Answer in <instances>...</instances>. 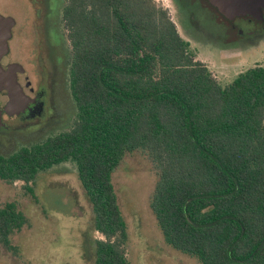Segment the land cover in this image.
Wrapping results in <instances>:
<instances>
[{
	"label": "trees",
	"instance_id": "obj_1",
	"mask_svg": "<svg viewBox=\"0 0 264 264\" xmlns=\"http://www.w3.org/2000/svg\"><path fill=\"white\" fill-rule=\"evenodd\" d=\"M72 129L0 154V180L33 183L65 163L94 214L95 264H130L112 176L145 152L165 242L200 264H264V66L223 87L155 0H64ZM26 220L0 208V241Z\"/></svg>",
	"mask_w": 264,
	"mask_h": 264
},
{
	"label": "rangeland",
	"instance_id": "obj_2",
	"mask_svg": "<svg viewBox=\"0 0 264 264\" xmlns=\"http://www.w3.org/2000/svg\"><path fill=\"white\" fill-rule=\"evenodd\" d=\"M155 2L169 11L172 20L180 14L197 60L211 70L223 87L249 69L264 66V39L254 47L245 41L219 43L215 38L217 29L202 16L196 14L197 27L188 29V14L175 11L169 0ZM64 4V0H0V16L7 19L12 31L10 53L2 63L10 69L15 81L14 94L2 104L15 115L27 105L30 87L44 85L48 71L41 66L39 56L45 48L46 65L53 72L59 68L61 55L64 56L61 85L65 83V87L61 96L68 111L67 124L60 129L56 123L61 117L55 120L48 116L50 121L45 124H41L44 118L34 122L5 117L7 127L0 130V154L4 156L68 131L74 125L77 110L68 82L71 47L62 21ZM200 35L207 38V45L212 48L205 50L194 43ZM158 180L154 162L143 151L126 154L112 176L128 228L125 250L129 263L200 264L198 259L176 251L165 242L151 207ZM8 204L17 207L26 223L13 233L9 245L0 241V264H95V243L104 238L95 231L92 206L74 164L65 163L43 172L30 184L0 180V208Z\"/></svg>",
	"mask_w": 264,
	"mask_h": 264
},
{
	"label": "flooded vegetation",
	"instance_id": "obj_3",
	"mask_svg": "<svg viewBox=\"0 0 264 264\" xmlns=\"http://www.w3.org/2000/svg\"><path fill=\"white\" fill-rule=\"evenodd\" d=\"M169 1L172 3L173 8H176L175 11H183L186 14H188V16H190L188 22L186 23L188 29L189 27L191 29L193 27L194 28L197 27L196 14L202 16L206 21L209 22V24L213 25L215 29H217V35L215 38L216 41H218L219 43L223 41L225 43L232 44L240 41L241 42L245 41L247 43H252V46L250 47H254V44H257L256 42H258L259 40H260L259 42H262V40L264 39V19L258 20L249 16L238 17L235 19H228L225 16H223L216 8H214L208 0H169ZM178 16L179 19L177 18ZM176 19H178L179 22L178 21L175 22ZM173 20L172 21L175 24L179 34L183 35L190 43L191 40L187 38L188 35L187 28L184 27V25H182L183 22H182V18H180V14H178L177 16L174 15ZM194 43L197 44L198 46H201L205 50H207L208 48H212L207 45L209 42H207V38L205 36L203 37V35H200L199 41ZM46 53H47L46 49L44 48L43 53H41L39 56L40 57L39 61L42 63L41 66L44 67V70L48 71V76L47 75L45 76L43 86L37 85L38 88L36 86H33L29 77L27 76L28 75L27 72H25V76L27 78L28 83H31L33 87H30L29 89V100L27 105L24 107L23 111H20L15 115H12L9 109H7L4 106L5 104L4 105L2 104L3 100L7 101L9 97L7 95H2L0 93V110H1L0 130L5 129L7 127V123L4 120L5 117H8L9 120H15L17 118H21L22 120L34 121V122H36L38 119L40 120L44 118V120L41 121V124H45L48 121H50V118H48V116L53 117L55 120L58 117H61V121L56 123L57 125H60V127L58 128L60 129L61 127L65 126V124H67L68 111L65 110L64 105H62L63 100L61 96L63 93V88L65 87V83L61 85V83L64 80V74L61 71V66L63 63L62 61L64 59V56L62 57L61 55V62L59 63V68L58 69L56 68V72H53L50 70L49 66L46 65V60H45V57L47 56ZM70 63H71V58L69 62L68 82H69L70 96L76 107V103L73 99L71 92ZM258 66H262V65H258ZM62 132H66V130ZM24 147H30V146H24Z\"/></svg>",
	"mask_w": 264,
	"mask_h": 264
},
{
	"label": "water",
	"instance_id": "obj_4",
	"mask_svg": "<svg viewBox=\"0 0 264 264\" xmlns=\"http://www.w3.org/2000/svg\"><path fill=\"white\" fill-rule=\"evenodd\" d=\"M223 16L228 19L253 17L264 19V0H208ZM12 31L7 19L0 16V93L11 97L14 94V76L9 68L2 65L3 58L9 54V42ZM23 111V110H22ZM11 113V112H10ZM1 119V110H0Z\"/></svg>",
	"mask_w": 264,
	"mask_h": 264
}]
</instances>
